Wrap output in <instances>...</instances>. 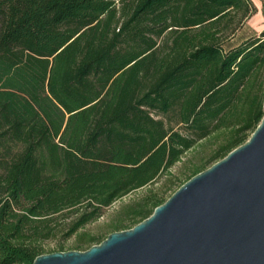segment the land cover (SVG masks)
Instances as JSON below:
<instances>
[{"label": "trees", "instance_id": "trees-1", "mask_svg": "<svg viewBox=\"0 0 264 264\" xmlns=\"http://www.w3.org/2000/svg\"><path fill=\"white\" fill-rule=\"evenodd\" d=\"M254 12L250 0H0V264L64 251L42 244L64 211L69 250L129 229L166 201L188 151L214 145L175 190L243 144L263 116L264 32L224 45Z\"/></svg>", "mask_w": 264, "mask_h": 264}, {"label": "water", "instance_id": "water-1", "mask_svg": "<svg viewBox=\"0 0 264 264\" xmlns=\"http://www.w3.org/2000/svg\"><path fill=\"white\" fill-rule=\"evenodd\" d=\"M31 264H264L263 116L241 145L133 227Z\"/></svg>", "mask_w": 264, "mask_h": 264}, {"label": "rangeland", "instance_id": "rangeland-1", "mask_svg": "<svg viewBox=\"0 0 264 264\" xmlns=\"http://www.w3.org/2000/svg\"><path fill=\"white\" fill-rule=\"evenodd\" d=\"M249 18L245 19L242 26L236 31L235 35L228 40L224 47H237L239 44H241L245 39L258 36L259 34L255 33L251 29V25L249 23ZM250 26V27H249ZM214 145L211 144L209 141H202L196 149H193L191 151H188L181 159L180 162L173 165L169 173L171 174V177L174 180V183L172 184V187L166 191L164 197L169 198L171 194L174 192V190L177 188V186L185 180L186 175H180V171L183 170L187 165H193V163L198 162L199 159L209 153L213 149ZM203 162V161H202ZM206 166V168H208ZM177 176H180L179 179ZM167 179V175L162 174L156 181L153 183L139 188L133 192H130L129 194L122 197L120 200L115 201L112 205L109 207H106L103 209L102 216H100L96 221L85 225L81 230L86 231L88 233H96L101 228L105 227L109 220L114 216L116 210L124 204L133 203L136 201H139L144 195L148 193L149 190L156 191L159 186L164 182V180ZM56 219L59 221L60 224V231L54 236L53 238L44 240L42 242L44 248L46 251L54 250L58 244L63 245L64 251H68L74 243V235L67 236L65 235V224L69 222V220L72 218V214L68 213L67 211H64L58 215L55 216Z\"/></svg>", "mask_w": 264, "mask_h": 264}, {"label": "crops", "instance_id": "crops-1", "mask_svg": "<svg viewBox=\"0 0 264 264\" xmlns=\"http://www.w3.org/2000/svg\"><path fill=\"white\" fill-rule=\"evenodd\" d=\"M250 1L255 8V12L250 16L249 23L252 31L260 34L261 32H264V0Z\"/></svg>", "mask_w": 264, "mask_h": 264}]
</instances>
